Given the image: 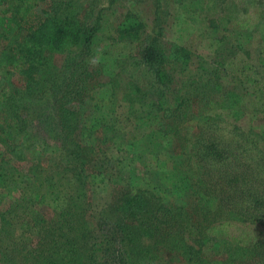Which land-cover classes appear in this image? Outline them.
I'll return each mask as SVG.
<instances>
[{
    "label": "rangeland",
    "instance_id": "obj_1",
    "mask_svg": "<svg viewBox=\"0 0 264 264\" xmlns=\"http://www.w3.org/2000/svg\"><path fill=\"white\" fill-rule=\"evenodd\" d=\"M30 3L36 17L75 15L85 18L86 25L95 29L93 55L87 58L96 78L94 97L80 108L79 121L86 130L81 132L80 128L71 136L76 142L93 139L90 147L94 149L81 150L82 159L77 160V167L71 164L64 152V130L55 103L48 96L28 98L26 92L23 94V78L15 76L18 86L13 91L17 106L29 105V111L21 116L27 127L21 126L16 132V141L26 152L18 157L20 152L15 154L0 144V172L10 178V185L0 187V264H64L69 258V255L64 258V234L72 231L78 233L75 256L90 263L91 240L81 228L87 226L97 233L108 214L114 219H125L130 239L128 248L119 245L106 264H264V255L255 256L249 246L264 241V226L242 225L244 246L226 243L221 238L209 248L201 245L206 243L205 227L211 216L191 189L209 185L215 195L220 193L217 201H224L229 199L225 186L232 182L230 177H222L226 173L214 170L213 165L204 162L199 165L194 158L186 159L198 148L202 149L198 152L202 156L203 139L218 148H237L234 135L238 132L233 131L237 126L245 134L239 143L250 148L246 154L250 158L231 157L228 164H236L232 168L234 175L243 172L248 176L246 180L252 182L246 185L263 189L264 96L248 94L255 91V84L247 82L244 89L230 78H243L235 71L246 65L260 69L252 78L264 76V66L259 60L264 47V0H30ZM7 7V2L0 0V25L11 27V13L6 16L4 13ZM127 12L130 15L126 19ZM212 20L220 26H212ZM128 22L144 25L141 37L134 43L111 47L108 32L114 34L115 28ZM169 42L190 50L188 66H172L167 58ZM51 56L58 64L64 59L58 54ZM222 64L226 65L224 74L228 78L223 77L221 86L209 84L212 67L222 68ZM157 67L173 75L172 87H181L188 80L183 94L190 101L182 109L191 117L175 121L180 122L177 133L175 129L166 133L163 110L156 107L164 109L158 102L166 103L169 98L149 91L142 100L139 92L145 93V87L151 86ZM193 78L201 84L191 93L189 88L196 86L192 84ZM213 90L230 94L225 101L228 107L221 110V115H213L218 120L209 119L205 114L209 113L207 108L201 104L202 98ZM23 95L28 99H23ZM21 100L24 101L20 103ZM126 100L138 112L134 125L124 128L122 116L115 118L122 110L118 103ZM175 101L171 107L176 106ZM101 119L117 124L123 131L116 133L120 137L105 144L98 142L96 139L102 134L93 130ZM29 121L31 126L27 124ZM197 121L211 124L210 130L194 135L198 133L195 129L188 136L186 125L195 126ZM112 135L115 134L109 132L108 138ZM189 138L193 139L190 143L186 141ZM41 139L48 146L38 148L36 144ZM195 139L196 147L192 145ZM140 198L147 204L142 209L137 208ZM126 199L131 200L124 211ZM179 211L183 212L181 216L177 214ZM184 218L186 227L179 228L177 221Z\"/></svg>",
    "mask_w": 264,
    "mask_h": 264
},
{
    "label": "trees",
    "instance_id": "obj_2",
    "mask_svg": "<svg viewBox=\"0 0 264 264\" xmlns=\"http://www.w3.org/2000/svg\"><path fill=\"white\" fill-rule=\"evenodd\" d=\"M3 1L7 2L9 7L4 9L5 16L11 13L9 21L13 25L11 27H6L3 24L0 25V144L9 147L15 154L20 152L18 157L26 152L20 149L22 147L16 141V132L21 126L27 127L25 122L24 125L22 124L21 116H24L29 111V105L21 104L17 106L18 99L15 97L13 90L18 86L15 76L19 75L23 78V94L26 92L29 95L27 96L28 98H45L48 96V99L55 103L57 117L64 130V152L72 160L70 163L75 164L77 167V160L82 159L79 152L81 150L86 151L89 149L92 151L94 149L90 147L93 145V139L88 140L86 143L82 140V142H76L71 139V136L80 128H82L81 132L86 130V126H82L79 121L80 108L87 104L89 99L94 97L93 91L96 85V78L94 79V72L90 70L92 62H89L87 58L93 55L92 46L95 29L86 25L84 22L85 18L81 19L75 15L64 13V17L57 14L36 17L35 12L31 8L33 4L30 3V0ZM129 15L130 13L127 12L125 18L127 19ZM211 25L220 26L216 21L211 22ZM143 27L142 23L131 24L128 22V24H122L118 28H115L113 30L114 34H111L112 31H109L108 34L111 38L110 46L113 47L117 43H134L141 37ZM168 45L167 58L171 61L172 66L186 67L190 64V50L188 48L175 42H169ZM261 53L262 56L259 60L261 65L264 66L263 46L261 47ZM52 54L63 56V61L58 64L51 56ZM82 55L85 58L81 59ZM222 66V68L221 66L212 67V73L208 81L209 84L214 83L215 86L218 84V86L222 85L221 81L223 77H227V74H224L226 65L222 64ZM160 68L157 67L155 69L156 75L154 80L151 81L150 87H145V93L138 91L142 94V100L150 92L160 97L164 95L169 98L166 103L165 101L158 102L165 106L164 109L158 105L156 107L163 110V119H165V125L168 128L166 133L173 132L174 129L177 133L179 130L177 125L180 122L176 124L175 121L177 119L186 120V118L191 117L184 111L188 107L187 102L190 101L183 94L188 80L183 81L181 87H172L173 75L169 74L167 70ZM259 70L254 65H246L242 69L239 68L235 71L236 74H241L243 78L237 79L236 76H233L230 80L235 84L238 82L244 89H247L245 86L247 82L255 84V91H248V94L252 96L257 94L263 97L264 76L252 78L254 74L259 73ZM192 84H196V86L189 88L191 93L197 90V85L201 84V82L199 79L193 78ZM171 95L175 99L171 100ZM228 96L230 94L227 91L213 90L209 96L207 95L202 98L201 104L207 108L209 113L205 114L208 115L209 119L218 120L214 116L221 115V110L228 107L227 102H225ZM23 97L25 100L28 99L24 95ZM173 100H176L174 102L176 104L175 107H171ZM22 101L24 100H21L20 103ZM182 106L185 109H182ZM118 107H121L122 110L117 114L115 120H118L122 116L121 120L125 123L124 128L133 126V122L136 120L135 114L138 111L131 108L128 100L119 102ZM17 109L19 110V114ZM28 117L29 114L25 116V120ZM17 119H20L19 124H17ZM111 122V120L101 119L98 125H94L95 129L93 132L98 130L102 134L100 139H96L98 142H104L105 144L114 138L120 137L116 133L120 134L123 131L118 128L117 124H111ZM27 124L31 126L32 122L29 121ZM186 126V133L188 136H191L195 129L198 130V133L195 132L194 135L205 133L211 127V124L207 125L205 122L197 121L195 126L192 123H188ZM121 129L123 130V128ZM233 131L238 132V134L235 133L234 135L236 142L239 144L237 148L228 150L223 149V147L218 148L214 144L206 143L203 139L201 142L203 146L202 156L198 155L199 150H202L198 148L194 154L192 153V156L190 153L186 157L187 160L191 157L190 161L193 158L196 159L199 165H202L203 162L213 165L214 170L226 173L222 177L226 178L228 176L232 182L231 185L225 186L228 191L227 193H229V199L226 198V201H217L218 198L216 196L220 198V193L215 195V190H212L209 185H197V187L191 189L196 198L202 202L200 205L211 216L210 221L205 227L206 243L203 244L201 242V245H204L205 248L213 246V242L217 238L223 239L226 243L244 246L246 239L241 226H264V182H261L263 189L257 185H246V183L252 182L246 180L248 176L243 172L234 175L232 168L236 164H228L231 162L228 160L231 157L245 156L247 159L250 158V154L246 155L250 153V148L239 143L240 140L244 139L243 136L245 134L237 126L233 127ZM89 132L92 133V131ZM109 132H113L115 135L108 138ZM126 132L132 133L130 131ZM84 134L86 133L84 132ZM86 136L92 137V135ZM186 141L190 143L193 139L189 138ZM195 144L196 139L192 145L196 147ZM43 145L48 146L45 139H41L36 144L38 148ZM188 147L189 145L185 146V149H183L184 153H187ZM9 180L10 178H5L4 173L0 172V187L10 185ZM237 183L241 185H237ZM221 194H225L224 189ZM130 200L126 199L124 201L122 205L124 211H127V204L130 203ZM140 200L138 209L147 206L144 198H140ZM182 213V211H179L177 214L181 216ZM185 220L187 219H178L179 228L186 227ZM64 222L66 223L65 218ZM74 224L75 222L72 223V226ZM81 231H83L85 237L88 236L91 240L90 250L92 251V256L90 263L75 256L77 252H73L75 250L74 241L77 239L78 233L72 231L69 233L65 232L64 234V258L69 255V258L65 259L64 264H93L94 262L106 264L112 255L111 252L117 250L119 245L122 249L128 248L130 239L128 224L125 219H120V217L114 219L112 214H108L101 221L97 233L87 226L81 228ZM164 234L167 235L168 233ZM249 246L254 249L255 256L264 255V250L261 251L264 248L263 240L254 242ZM101 254L102 256L100 257ZM100 258H102L101 261ZM129 264H136V262H129Z\"/></svg>",
    "mask_w": 264,
    "mask_h": 264
}]
</instances>
